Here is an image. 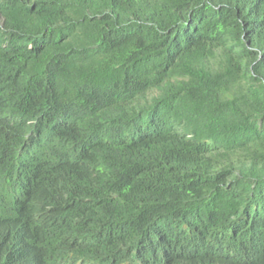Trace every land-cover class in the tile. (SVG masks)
<instances>
[{"label": "trees", "instance_id": "16d2710c", "mask_svg": "<svg viewBox=\"0 0 264 264\" xmlns=\"http://www.w3.org/2000/svg\"><path fill=\"white\" fill-rule=\"evenodd\" d=\"M0 264H264V0H0Z\"/></svg>", "mask_w": 264, "mask_h": 264}]
</instances>
